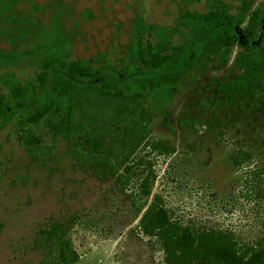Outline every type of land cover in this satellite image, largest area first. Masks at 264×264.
<instances>
[{
  "label": "rangeland",
  "instance_id": "obj_1",
  "mask_svg": "<svg viewBox=\"0 0 264 264\" xmlns=\"http://www.w3.org/2000/svg\"><path fill=\"white\" fill-rule=\"evenodd\" d=\"M210 3L234 12L238 0H0V79H30L44 57L62 56L102 71L86 83L115 81L130 95L157 75L133 69L137 39L169 36L192 49L197 29L180 16ZM245 26L225 67L210 60L171 97L166 87L144 91L145 124L84 105L66 139L45 125L53 108L33 121L27 101H10L17 113L0 128V264H222L212 250L264 249V102L230 101L226 87L236 53L263 44L264 19L254 38L241 35ZM121 61L123 79L110 68ZM235 150L250 160L232 166ZM144 214V223L161 217L167 226L144 234ZM54 222L68 228L67 261L37 241Z\"/></svg>",
  "mask_w": 264,
  "mask_h": 264
},
{
  "label": "trees",
  "instance_id": "obj_2",
  "mask_svg": "<svg viewBox=\"0 0 264 264\" xmlns=\"http://www.w3.org/2000/svg\"><path fill=\"white\" fill-rule=\"evenodd\" d=\"M257 0H238L235 11L222 3H210L206 12L185 11L180 17L194 25L197 29L196 43L192 49L188 42L173 43L169 36H159L154 41L139 37L135 45L129 49L133 69L135 71L156 72V76H148L138 80V91L127 95L115 81L86 83L102 73L101 70L86 65L82 61L68 60L57 56L51 64L44 57L34 77L19 80L17 77L0 79V128L5 127L17 113L9 111L10 101H27L31 108L30 118L37 121L46 111L53 108L56 119L45 123L51 131L59 130L62 138H69L74 124V112L84 105H92L98 111L114 110L116 117L127 115L136 122L145 124L150 120L146 106L147 97L144 91H155L161 87L168 89V96L176 93L178 84L189 73L202 70L210 60H219V66L227 65V48L234 44L237 36L235 30L246 23L241 35L251 39L261 29L264 19V2L254 7ZM263 42L260 48L252 47L236 53L232 66L238 70L237 77L227 82L226 87L232 92L230 101L236 97L249 102H264V29L260 34ZM52 65L56 70L51 71ZM122 68L110 67L119 79H123L129 69L121 61ZM78 79L84 83H77ZM128 88V87H127ZM98 146L96 143L94 146ZM162 153L173 152V147L156 143ZM227 159L232 166L239 167L250 160V154L243 150H235L228 154ZM145 196L150 195L146 187ZM139 225L146 235H153L155 230L164 228L167 224L160 217L158 223ZM68 228L54 222L48 230H40L37 241L40 248L63 250L62 261L66 260L68 243L66 238ZM203 236L202 234H197ZM207 235V233H205ZM186 239L192 235L185 233ZM212 254L222 261V264H264V249L252 251L251 254H238L229 248L212 250ZM70 256L71 262L76 260L75 254Z\"/></svg>",
  "mask_w": 264,
  "mask_h": 264
}]
</instances>
